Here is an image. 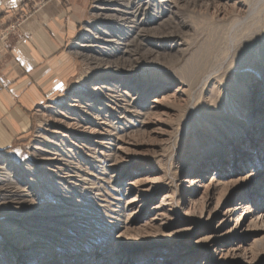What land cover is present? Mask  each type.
<instances>
[{"label":"rangeland","instance_id":"obj_1","mask_svg":"<svg viewBox=\"0 0 264 264\" xmlns=\"http://www.w3.org/2000/svg\"><path fill=\"white\" fill-rule=\"evenodd\" d=\"M53 1L0 0V49ZM77 1L67 92L0 153V264H264V0Z\"/></svg>","mask_w":264,"mask_h":264},{"label":"crops","instance_id":"obj_2","mask_svg":"<svg viewBox=\"0 0 264 264\" xmlns=\"http://www.w3.org/2000/svg\"><path fill=\"white\" fill-rule=\"evenodd\" d=\"M84 18L77 0L53 1L16 35L10 52L0 49V153L27 140L36 110L67 92L74 64L68 49Z\"/></svg>","mask_w":264,"mask_h":264},{"label":"bare ground","instance_id":"obj_3","mask_svg":"<svg viewBox=\"0 0 264 264\" xmlns=\"http://www.w3.org/2000/svg\"><path fill=\"white\" fill-rule=\"evenodd\" d=\"M97 1V6H96V9H97V15H99V16H103V17H105V18H107V19H109L110 21H113V22H116V21H118V20H120V8H123V3H124V1L123 0H96ZM132 1V0H131ZM149 2V1H148ZM159 2V7H161V6H164L165 5V3L167 2L166 0H159L158 1ZM149 4H151V1H150V3ZM129 7V6H128ZM178 7V6H177ZM139 8V7H138ZM124 9V8H123ZM140 9V8H139ZM129 10V9H128ZM131 11V10H130ZM133 11V10H132ZM136 11V10H135ZM126 12H127V10H126ZM125 13V12H124ZM123 13V14H124ZM128 13V12H127ZM126 13V14H127ZM131 13V12H130ZM143 13H144V11H143ZM132 14H134V13H132ZM122 16V15H121ZM133 16V15H132ZM133 18V17H132ZM131 20V19H130ZM121 21V20H120ZM134 22H136L135 20H134ZM131 24H133V23H131ZM134 24H136V23H134ZM138 25V24H137ZM110 27V26H109ZM99 29V28H98ZM103 29H105V31H107L109 28L106 26L105 28L103 27ZM101 31H102V29H101ZM104 32V31H103ZM106 35V34H105ZM111 38H112V36H111ZM120 38V37H119ZM112 40V39H111ZM119 41V40H118ZM113 42V41H112ZM96 46V45H95ZM80 47L81 48H83V47H85V46H81L80 45ZM85 50V49H84ZM86 51V50H85ZM88 52V51H87ZM102 52V51H101ZM88 57V56H87ZM100 58V57H99ZM98 62V61H97ZM104 79L103 78H98V81H100V85L101 86H97V88H94V89H96V91H97V93H96V95L95 96H93V97H91V95H90V93L89 92H84V91H80L79 92V95L77 96V98H78V100H75L74 102H76V103H78L79 105H78V107L80 106V105H82L83 103H81V101H83V99H89V98H91V99H93L94 100V98H102V93H105L106 91H107V94H105V98H103V99H101V103H103L106 107H108L109 106V104L106 102V103H104L103 102V100L105 99L106 101H108L109 103H112V98H114V97H112V91L116 88V87H114V85H115V81H114V79H109V81H103ZM140 83H141V81H137V82H133L132 80H130L129 82H128V86L130 87V86H135V90H137V89H141V85H140ZM162 85H164V83H162ZM112 86H113V90H112ZM118 91V90H117ZM115 93V92H114ZM118 94V93H117ZM125 94H127L128 96H129V94L128 93H125ZM124 94V95H125ZM104 95V94H103ZM120 96V95H119ZM118 96V97H119ZM104 97V96H103ZM107 97V98H106ZM109 97V98H108ZM121 97V96H120ZM131 98V97H130ZM116 98H114V100H115ZM90 100V99H89ZM131 100V99H130ZM126 105V104H125ZM90 106V105H89ZM89 106H87V107H89ZM92 106V105H91ZM72 107H75V106H72ZM94 107V106H93ZM83 108V107H82ZM89 108H91V107H89ZM95 109H97V111L98 112H101V111H103V108L101 109V107H100V105H96L95 107H94ZM92 109V108H91ZM104 110H105V107H104ZM87 111H89V110H87ZM121 111V110H120ZM95 112V111H94ZM90 113V112H89ZM88 113V114H89ZM103 113V112H102ZM132 113V112H131ZM98 115V114H97ZM102 115V114H101ZM107 115H109V114H107ZM106 115V116H107ZM95 116H96V114H95ZM98 117V116H97ZM122 117V116H121ZM95 118V117H94ZM103 118H105V117H103ZM107 118V117H106ZM96 119V118H95ZM101 119V118H100ZM109 119V118H108ZM87 120V119H86ZM96 121H98V120H96ZM105 121H106V119H105ZM108 121V120H107ZM127 121V120H126ZM130 122V121H129ZM89 123V122H88ZM101 123H103V121H101ZM107 123H109V121L107 122ZM140 123V122H139ZM111 124V123H110ZM105 125H108V124H104V126ZM115 129V128H114ZM93 130V129H92ZM117 130V129H116ZM112 131V130H111ZM93 132V131H92ZM91 132V133H92ZM117 134H118V132L117 131H115ZM111 133V132H110ZM92 134H95V135H93V136H96L97 137V135H98V137H100L99 138V140L97 141V143L99 144V146H102L103 147V151H104V147H106V146H108V144H111V143H108L107 142V139L106 138H104L105 136L104 135H102L103 133L101 132H98V131H95L94 133H92ZM105 134V133H104ZM108 137H110V136H108ZM116 137V136H115ZM121 137V136H120ZM117 139H119L118 137H117ZM113 141H116V140H113ZM110 146V145H109ZM115 147V146H114ZM111 148H112V146H111ZM114 149H116V148H114ZM118 150H119V148H117ZM111 152H113L112 150H110ZM110 152V153H111ZM102 154V153H101ZM103 155V154H102ZM111 156H112V153L110 154ZM105 156V155H104ZM101 158V157H100ZM107 158H109V160H111L110 159V157H109V155L107 154ZM102 161L104 162V159H102ZM107 162V161H106ZM108 163H109V161H108ZM104 165H105V163H104ZM104 167V166H103ZM104 170V169H103ZM184 182L185 183H188V182H190V180L189 179H186V180H184ZM156 250H161V248H158V249H156Z\"/></svg>","mask_w":264,"mask_h":264},{"label":"snow or ice","instance_id":"obj_4","mask_svg":"<svg viewBox=\"0 0 264 264\" xmlns=\"http://www.w3.org/2000/svg\"><path fill=\"white\" fill-rule=\"evenodd\" d=\"M12 3L15 4V0H12Z\"/></svg>","mask_w":264,"mask_h":264}]
</instances>
